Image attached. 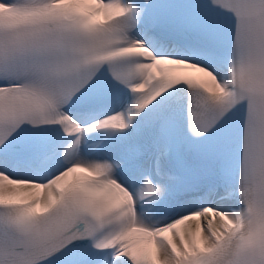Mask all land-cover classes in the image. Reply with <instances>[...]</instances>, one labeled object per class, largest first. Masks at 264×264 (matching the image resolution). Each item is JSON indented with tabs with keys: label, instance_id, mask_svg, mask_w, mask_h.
I'll return each mask as SVG.
<instances>
[{
	"label": "snow or ice",
	"instance_id": "obj_1",
	"mask_svg": "<svg viewBox=\"0 0 264 264\" xmlns=\"http://www.w3.org/2000/svg\"><path fill=\"white\" fill-rule=\"evenodd\" d=\"M0 264H264V0H0Z\"/></svg>",
	"mask_w": 264,
	"mask_h": 264
}]
</instances>
